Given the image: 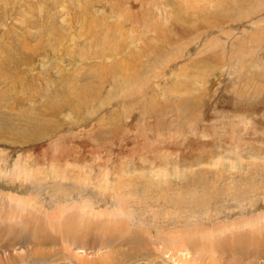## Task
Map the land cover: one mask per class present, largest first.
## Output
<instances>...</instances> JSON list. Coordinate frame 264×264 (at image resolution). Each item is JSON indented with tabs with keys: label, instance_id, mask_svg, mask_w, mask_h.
<instances>
[{
	"label": "rangeland",
	"instance_id": "1",
	"mask_svg": "<svg viewBox=\"0 0 264 264\" xmlns=\"http://www.w3.org/2000/svg\"><path fill=\"white\" fill-rule=\"evenodd\" d=\"M0 264H264V0H0Z\"/></svg>",
	"mask_w": 264,
	"mask_h": 264
},
{
	"label": "bare ground",
	"instance_id": "2",
	"mask_svg": "<svg viewBox=\"0 0 264 264\" xmlns=\"http://www.w3.org/2000/svg\"><path fill=\"white\" fill-rule=\"evenodd\" d=\"M212 23H214V22H212Z\"/></svg>",
	"mask_w": 264,
	"mask_h": 264
}]
</instances>
